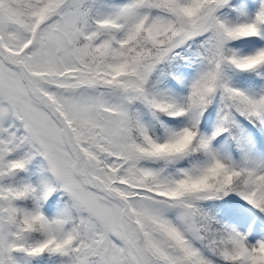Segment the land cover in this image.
<instances>
[{"label": "snow or ice", "instance_id": "obj_1", "mask_svg": "<svg viewBox=\"0 0 264 264\" xmlns=\"http://www.w3.org/2000/svg\"><path fill=\"white\" fill-rule=\"evenodd\" d=\"M0 264H264V0H0Z\"/></svg>", "mask_w": 264, "mask_h": 264}]
</instances>
